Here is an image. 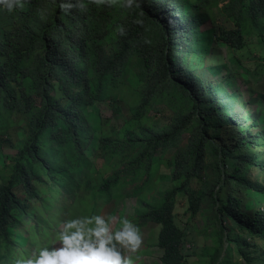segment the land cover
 Here are the masks:
<instances>
[{
  "label": "trees",
  "instance_id": "trees-1",
  "mask_svg": "<svg viewBox=\"0 0 264 264\" xmlns=\"http://www.w3.org/2000/svg\"><path fill=\"white\" fill-rule=\"evenodd\" d=\"M220 3L237 30L201 32ZM159 9L175 13L176 29ZM263 26L264 0H33L0 11V264L50 246L67 219L100 215L107 195L110 215L132 197V220L160 228L155 264H188L186 226L208 214L210 264H264V124L247 113L264 88L241 76L247 102L216 81L228 59L242 66L244 36ZM224 47L241 51L226 58ZM226 242L237 261L220 259Z\"/></svg>",
  "mask_w": 264,
  "mask_h": 264
},
{
  "label": "clouds",
  "instance_id": "clouds-1",
  "mask_svg": "<svg viewBox=\"0 0 264 264\" xmlns=\"http://www.w3.org/2000/svg\"><path fill=\"white\" fill-rule=\"evenodd\" d=\"M32 1L33 0H0V11L8 13L21 11ZM55 1L59 3L64 0ZM75 1L80 5L92 6V0ZM201 1L206 4V0ZM94 2L100 4L103 0H94ZM128 2L131 3V0H128ZM222 8L223 4L220 3L219 7L213 9L214 18H209L201 24V32L210 31L214 27L222 28L227 32L237 30L236 25L229 18H227L226 15H224ZM161 10L162 13L158 14ZM204 11L205 10H202L200 13L204 14ZM168 13L169 10L159 9L155 15L162 22L167 23L169 28L173 27L176 29V24L170 21V18L175 16V13L173 12L174 15ZM222 18L226 19L233 27L227 28L223 24H220L218 19ZM205 25L208 26V28L205 31H202L201 28ZM180 26L183 27L182 22ZM262 29V35H260L259 32H253L252 35H245V47L242 49L244 51L236 53L234 56L235 59H239L241 61V68L243 67L246 70L247 73L240 74H242L241 76L247 80H249L251 76L264 78V60H262L264 57L260 58L257 54L259 50H262L264 53V26ZM248 38H253L256 41V45L249 44L247 42ZM103 50L104 55H100L101 58H103V56L107 53L112 52V46L106 45ZM221 50L226 51V58H228L229 52L232 54L237 51H241H231L228 47H224V49ZM250 58L254 60L251 61ZM228 61L230 60L228 59ZM257 72L260 73L256 74ZM261 86H263V83L258 85V87ZM258 87L256 89H258ZM248 93L250 100L249 88ZM99 152L103 153L101 149H99ZM7 154L13 156L15 155V152L8 151ZM93 160L97 167H99L101 176L104 177V181H106L105 183L113 182L112 166L108 165L107 161L102 157H98L97 154ZM96 190L97 189H95V191ZM121 192L123 193V196L125 192L123 190H121ZM67 194L70 195L68 196V201H70L71 194L69 191ZM152 196L153 194L150 195L149 200L152 199ZM114 199L115 197L110 199L108 195L103 197L99 196V208L107 210V204L112 202ZM137 208V199L126 197L125 200H122L119 210L114 215H110V210L107 211L106 214H104L103 210H101L100 215L94 214L91 216H78L76 218L67 219L63 221L60 226H54L52 234L54 236V240L50 246L34 249L28 258L15 259L14 264H136L138 263L135 262V260H138L135 256L136 253L131 254L130 252H136L142 242L139 229L132 224V219L137 217L135 215ZM57 244H59L58 247ZM121 249H126L129 252H121Z\"/></svg>",
  "mask_w": 264,
  "mask_h": 264
},
{
  "label": "rangeland",
  "instance_id": "rangeland-1",
  "mask_svg": "<svg viewBox=\"0 0 264 264\" xmlns=\"http://www.w3.org/2000/svg\"><path fill=\"white\" fill-rule=\"evenodd\" d=\"M162 10L158 13L161 14ZM220 24H223L227 28H232L233 26L226 20V19H218ZM208 26H202V31H205ZM247 42L252 45H256V41L253 38H248ZM224 55H226V51L221 50ZM260 58L264 57V53L262 50H259L258 53ZM255 69V67H254ZM227 71L228 77L225 79L226 74L221 72L216 76V81L218 83H223L224 87L228 89L230 92L240 90L244 94V98L246 101L249 100V93H248V83L244 82L241 78L240 73H247L246 70L242 67L236 66L231 61L227 62ZM248 82L253 87H258L263 83V86L258 87V90L261 91L264 88V78L262 77H250ZM105 114L109 117H113V112L109 109L106 104H102ZM260 112V120L264 124V100L257 106L250 107L247 110L248 114ZM263 128L264 126L261 125ZM8 153V151H7ZM181 206V210H182ZM109 210H103V213L106 214ZM180 215L182 216L183 220L188 221L185 215V211H179ZM212 214L204 215V217H197L195 220L190 219L189 224H187V228L190 229V240L193 242V245L190 244L188 247L189 254L192 257L188 260V264H210V259L205 257V254L209 251L211 253L212 249L215 248L214 240H215V233L212 221ZM194 222V227L193 226ZM132 224L136 227H139V223L137 220H133ZM195 226L197 227L195 229ZM207 226V227H206ZM192 227V228H190ZM56 231V230H55ZM139 231L141 234V245L136 250V252H130L131 254H135L138 258V263L142 264H155L161 263V259L163 258V253L159 251L155 246V239L158 238L160 233V228L156 225L150 224L147 227L141 228L139 227ZM59 244H57V247ZM128 251L126 249H121V252ZM129 252V251H128ZM150 252L152 255H146L144 253ZM220 259L221 260H230V261H237L239 256L237 254V245L233 243L226 242L225 245L220 249Z\"/></svg>",
  "mask_w": 264,
  "mask_h": 264
}]
</instances>
